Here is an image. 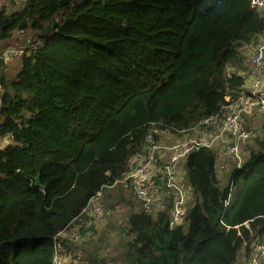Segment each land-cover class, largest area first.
<instances>
[{"label":"trees","instance_id":"16d2710c","mask_svg":"<svg viewBox=\"0 0 264 264\" xmlns=\"http://www.w3.org/2000/svg\"><path fill=\"white\" fill-rule=\"evenodd\" d=\"M15 34L28 43L22 55L0 59V141L8 143L0 145V264H51L54 237L100 190L112 215L128 210L122 256L132 264H245L264 239V117L241 168L223 178L214 150L185 156L179 172L189 198L174 228L160 183L150 212L131 190L109 186L128 171L148 131L179 140L238 95L244 51L264 38V7L24 0L0 9V42ZM79 225L82 235L95 234L93 225ZM84 242L72 245L76 252Z\"/></svg>","mask_w":264,"mask_h":264},{"label":"built area","instance_id":"2783aa9c","mask_svg":"<svg viewBox=\"0 0 264 264\" xmlns=\"http://www.w3.org/2000/svg\"><path fill=\"white\" fill-rule=\"evenodd\" d=\"M252 7L263 9L264 0H249ZM10 2H13L10 3ZM24 0H0L2 6L19 7ZM15 3V4H14ZM10 41V40H9ZM7 41L0 42V44ZM39 40H36V44ZM25 44L28 43L24 42ZM24 43L12 48L0 49V59L11 61L24 53ZM251 45V44H250ZM250 65L245 72V84L236 97L227 95L225 104L215 115L198 123L183 138L171 145L157 140L154 131H148L143 139L141 151L129 159V169L123 177L112 186L120 184L123 189L131 190L145 212L156 210L162 192L160 183L171 199L169 227L180 225L185 214L189 190L181 183L180 163L185 156L198 149H212L216 152L214 170L217 175L240 169L244 162L247 145L254 137V131L246 126L252 117L264 116V38L260 43L251 45ZM8 144L5 140L0 145ZM1 147V146H0ZM229 189L231 196L232 182ZM105 186L104 188H106ZM112 212L102 204V191L96 192L88 199L75 220L88 229L102 226ZM73 221L54 237L51 242L53 251L51 264H77L78 253L72 245L83 242L93 232L88 230L84 235L80 225ZM97 223V224H95ZM71 247V248H70ZM245 264L264 263V239L256 244ZM103 264H115L105 260Z\"/></svg>","mask_w":264,"mask_h":264},{"label":"rangeland","instance_id":"374dc122","mask_svg":"<svg viewBox=\"0 0 264 264\" xmlns=\"http://www.w3.org/2000/svg\"><path fill=\"white\" fill-rule=\"evenodd\" d=\"M10 3L13 4V2H10ZM15 38H16V36L12 40H15V42H17V44H20L22 42L23 37H21L19 39V37L17 36V38L16 39ZM12 40L0 44V49L12 48V47L17 46V44H15V42H12ZM247 55L249 56V53ZM247 55H246V58H247ZM10 65L16 66V68L14 69L15 73L19 70L18 60H14ZM15 73H14V75H15ZM10 76H11V73H10ZM13 76H11V77H13ZM261 119H262V117H252L247 121L246 126H250L251 129L254 131V134H255L257 128L260 125ZM160 138H161L160 141L166 145H171L176 141V139L174 140L173 136L168 135L167 133L161 134ZM180 175L182 176V172L180 173ZM128 214L129 213H128V210L126 207H123V206L117 207V211L115 210L113 212V215H111V217L107 221H104V224L107 226L105 227L103 234L102 233L98 234V231L101 230L100 228L103 227L104 224L102 226H99L98 228H95V230H98V231H95L94 238L89 240V242H93L92 245L90 246L91 250H89L88 252H85L82 255V258L85 255H87V257L90 260H99L100 261V259H104L107 257L106 253L109 251V249H113V250H116V253L119 252V254L121 255V257H114L113 260L110 259L115 264H132L131 260L125 259L122 256V253L124 252V248L122 245V243H123L122 242V237H123L122 232L124 229L127 228ZM95 224H97V223H95ZM118 247H122V248H120V250L117 251ZM102 257H104V258H102Z\"/></svg>","mask_w":264,"mask_h":264},{"label":"crops","instance_id":"0c3cea01","mask_svg":"<svg viewBox=\"0 0 264 264\" xmlns=\"http://www.w3.org/2000/svg\"><path fill=\"white\" fill-rule=\"evenodd\" d=\"M15 36H16V38H17V36H18L19 39L22 37V36L19 35V34H15L14 37H15ZM16 38H15V39H16ZM10 41H11V40H10ZM12 42H15V40H12ZM15 44H17V42H15ZM251 45H254V44H251ZM251 45H249V46L245 49V51H244V56H246V55L249 53V56L247 55V58H245L246 61H247V69H246V71L248 70V67H249V65H250L249 58H250V53L252 52V47H251ZM246 71H245V72H246ZM224 175H225V174H221V175H219V176H220L221 178H223ZM106 226H107V225L104 224V226L100 228V229H101L100 231L96 230V231H98V234H101V233L103 234ZM98 236H99V235H98ZM93 238H94V234H93V236H92L91 238H86V239H85L86 242H84V243H82V244L79 245V247H78V252H77V253H78V261H77V264H92V263H94L95 260H90V259L87 257V255H85V256L82 258V255H83L85 252H88L89 250H91L90 246L92 245L93 242H89V240H91V239H93ZM98 240H99V239H98ZM120 248H122V247H118L117 251L120 250ZM106 254H107V257H106V258L102 257V258H104L105 260H109V261H111V262H113L112 260H113L114 257H121V255L119 254V252L116 253V250H113V249H109V251H108ZM104 259H103V260H104ZM110 259H112V260H110ZM100 260H101V259H100ZM97 261H98V260H97ZM95 262H96V261H95ZM243 263H244V259L242 258L239 264H243Z\"/></svg>","mask_w":264,"mask_h":264},{"label":"water","instance_id":"95a60500","mask_svg":"<svg viewBox=\"0 0 264 264\" xmlns=\"http://www.w3.org/2000/svg\"><path fill=\"white\" fill-rule=\"evenodd\" d=\"M33 181H34L35 187H37L39 189H43L44 188V186L41 185V183H40L39 175H36V177H34Z\"/></svg>","mask_w":264,"mask_h":264}]
</instances>
